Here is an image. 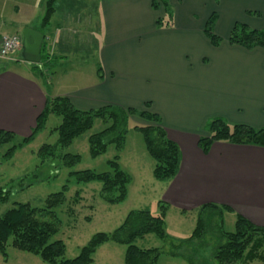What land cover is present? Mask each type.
<instances>
[{
  "label": "crops",
  "instance_id": "obj_1",
  "mask_svg": "<svg viewBox=\"0 0 264 264\" xmlns=\"http://www.w3.org/2000/svg\"><path fill=\"white\" fill-rule=\"evenodd\" d=\"M151 2L78 0L83 14L54 21V11L42 31L38 1H21L14 8L18 19L11 20V29L1 24L0 34L40 29L57 68L53 75L51 61V97H66L81 110L113 105L159 116L181 158L176 176L166 181L163 202L180 213L222 204L234 217L264 227V147L214 142L204 154L197 145L214 117L264 127V49L227 41L235 24L264 31V0H168L169 27L156 26L165 13ZM213 13L214 33L221 39L217 46L203 33ZM83 43L94 62L75 70L69 48ZM35 65L20 51L0 62V130L20 138L30 135L46 101Z\"/></svg>",
  "mask_w": 264,
  "mask_h": 264
},
{
  "label": "trees",
  "instance_id": "obj_2",
  "mask_svg": "<svg viewBox=\"0 0 264 264\" xmlns=\"http://www.w3.org/2000/svg\"><path fill=\"white\" fill-rule=\"evenodd\" d=\"M54 0H46L40 21V29L48 26L54 14ZM151 7L157 10L162 7L165 18L156 20V26H171L172 14L168 0H152ZM215 14H211L203 26V33L212 46H217L221 39L214 33ZM43 31V30H42ZM228 43L239 45L245 49H264V31L235 24L227 38ZM41 64L35 65L36 73L42 77V70L48 69V53L45 42L42 43ZM45 65V68L43 66ZM47 95L44 107L35 121L30 135L16 137L11 132L0 130V150L8 146L1 154L10 158L22 146L30 143L36 133L41 131L51 115L60 118L57 126L51 129L57 133L56 144H43L39 147L37 155L40 157L39 165L55 164L51 160L56 157L58 146L69 145L75 137L89 130L95 120H101L104 128L88 137L89 154L92 157L100 156L113 146L117 152L107 161L108 170L97 172L93 169H83L69 172L73 181L79 183L100 182V196L108 204L122 202L127 195V187L131 175L121 168L119 162L120 151L124 148L128 133V123L131 117L142 119L149 124L134 125L132 129L142 134L145 150L153 160L152 175L157 181L173 179L180 165V150L178 145L168 139L161 125L158 115L147 110L133 108H120L107 105L97 109L81 110L74 107L70 100L63 96L51 97L48 92L49 82L44 79ZM214 142H226L234 145H253L264 147V127L254 128L245 124H231L224 118L214 117L204 126V134L198 139V148L207 154ZM64 166H72L79 162L78 154H64L59 158ZM49 160V162H47ZM29 183H23L26 178ZM37 174L33 172L19 179V184L29 186L36 181ZM22 188V187H21ZM68 184H64L58 192L51 193L44 199L41 207L29 203L15 202L13 206L0 215V255L7 259V248H12L36 255L46 264H93V255L97 249L106 242L125 245L124 264H157L159 257L158 248H139L134 244L137 238L154 234L161 240L168 236L166 232L165 216L169 205L158 202V213L152 214L149 209H135L127 213L121 224L111 232H96L80 248L73 258H66V246L62 240L56 239L59 219L56 217L55 208L65 202ZM80 196L76 190L74 196ZM9 197L7 189L0 187V202H5ZM81 198V196H80ZM74 201V200H73ZM230 207L222 204L208 203L199 206L196 210V223L191 235L180 243L201 235L204 230L212 227V220L221 218ZM182 214L186 213L181 211ZM217 247L215 258L218 264H232L235 261L258 260L264 264V227L257 226L245 217L236 214L234 229L226 231L222 222L218 226ZM171 250L172 247H171ZM170 255H180L193 264L189 257L170 251Z\"/></svg>",
  "mask_w": 264,
  "mask_h": 264
},
{
  "label": "rangeland",
  "instance_id": "obj_3",
  "mask_svg": "<svg viewBox=\"0 0 264 264\" xmlns=\"http://www.w3.org/2000/svg\"><path fill=\"white\" fill-rule=\"evenodd\" d=\"M21 1L24 4L27 3V0H0V25L6 23L5 27L11 29L9 28L12 25L10 24L11 20L13 18L18 19V13L14 12V8L15 6L18 7ZM33 1L35 0H28L29 3ZM37 1L40 5L37 14L39 13L38 17L41 20L46 0ZM68 3L69 0H54V21L58 19L61 21L69 13L73 16L84 13L78 0H74L70 5ZM201 7L204 9L206 4L204 3ZM73 8L79 9L72 11ZM40 9L42 13H40ZM197 15L199 16V14ZM35 28L40 31L37 27ZM18 31L21 34L22 30ZM69 49L73 53V58L70 57V59L75 64V70H80L78 67L81 65L94 62L91 55L86 52L88 51L87 44L70 45ZM50 59L49 57L48 62L52 61L50 68L54 75L57 70V68L55 69L56 62L55 59ZM21 62L23 61L21 60ZM23 64L25 63L23 62ZM43 66L45 68L44 64ZM49 73L47 68L44 71L42 70V78L49 80ZM59 122L60 118L58 116L51 115L45 127L36 133L34 139L20 147L10 158H4L1 155L8 146H4L0 150V187H4L9 193L8 199L5 202H0V215L10 209L15 202L29 203L32 206L41 207L46 196L58 192L67 183L69 188L65 194L66 200L55 208L56 217L59 219L58 232L55 238L62 240L65 244V257L73 258L94 233L113 231L121 224L129 211L149 209L152 214H157V204L162 201L161 195L165 189L166 181L154 179L152 175L153 160L145 150L142 134L132 129L134 125H147L149 123L131 117L124 148L118 153L121 168L131 175V181L127 187L128 192L122 202L117 204L106 203L100 196V182L77 184L69 174V172L83 169H93L97 172L109 169L107 161L117 154L112 145L100 156L92 157L89 154L88 137L104 128L103 121L95 120L89 130L75 137L69 145L58 146L56 157L51 160L55 164L45 163L42 166L39 165L38 149L43 144L53 145L57 143V133L51 132V129L57 126ZM64 154H78L80 160L72 166H64L59 159ZM33 172L37 174L36 181H33L29 186H23L22 182L19 184L20 178H24L25 175L28 176ZM29 181L30 178L28 177L23 183H29ZM76 190H79L81 198L80 196L73 198ZM196 217L195 212L181 215L177 208L169 206L165 216L167 238L161 240L154 234H148L137 238L134 244L144 249L158 248L160 254L157 264H189L180 255L171 256L170 251H176L178 254L189 257L193 264H218L215 258L216 239L219 236L217 228L222 222L224 230L232 231L234 229V214L226 212L221 218L214 217L212 227L204 230L201 235L190 239L188 242L180 243L191 235L195 227ZM125 247L123 244L111 241L104 243L94 253L93 264H124ZM171 247L173 250H171ZM7 254V259L0 255V264H46L38 256L16 250L11 246H8ZM232 264L262 263L258 260L251 262L239 260Z\"/></svg>",
  "mask_w": 264,
  "mask_h": 264
},
{
  "label": "water",
  "instance_id": "obj_4",
  "mask_svg": "<svg viewBox=\"0 0 264 264\" xmlns=\"http://www.w3.org/2000/svg\"><path fill=\"white\" fill-rule=\"evenodd\" d=\"M21 51L20 57L29 63H41V47L44 40L42 33L32 29L23 28L21 31Z\"/></svg>",
  "mask_w": 264,
  "mask_h": 264
},
{
  "label": "built area",
  "instance_id": "obj_5",
  "mask_svg": "<svg viewBox=\"0 0 264 264\" xmlns=\"http://www.w3.org/2000/svg\"><path fill=\"white\" fill-rule=\"evenodd\" d=\"M21 49V36L18 33L0 34V62Z\"/></svg>",
  "mask_w": 264,
  "mask_h": 264
}]
</instances>
